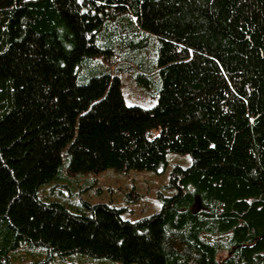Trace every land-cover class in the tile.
Wrapping results in <instances>:
<instances>
[{"label": "trees", "instance_id": "obj_1", "mask_svg": "<svg viewBox=\"0 0 264 264\" xmlns=\"http://www.w3.org/2000/svg\"><path fill=\"white\" fill-rule=\"evenodd\" d=\"M150 37L153 108L128 106L110 72L79 81L100 54L140 66ZM169 152L192 164L174 166L176 192L137 221L39 196L62 170H157ZM45 253L264 264V0H0V264Z\"/></svg>", "mask_w": 264, "mask_h": 264}, {"label": "rangeland", "instance_id": "obj_2", "mask_svg": "<svg viewBox=\"0 0 264 264\" xmlns=\"http://www.w3.org/2000/svg\"><path fill=\"white\" fill-rule=\"evenodd\" d=\"M138 49L141 50L138 55L141 61L140 66L116 70V66L112 67V63L104 57L106 54H100L85 61L79 74V81L84 82L90 77L110 72L113 77H119L124 100L128 106L153 108L157 103L160 88V80L154 67L157 55L155 38L150 37L146 44L144 43L143 47ZM138 72H145L148 75L150 79L148 87L139 83L136 78ZM152 134L157 135L158 130H153ZM64 164L66 165V162ZM191 164L190 154L169 152L167 164L157 170L106 169L97 173L88 172L76 175L62 170L58 177L41 185L39 196L47 201H58L71 211L79 207L86 208L82 201L109 204L123 210V219L137 221L159 212L163 204L161 196L170 197L176 192L174 188L168 186L174 166L187 168ZM25 263L121 264L117 261L98 259L80 253L54 254V257H48L45 253L42 258L35 259L30 256L24 261L15 262V264Z\"/></svg>", "mask_w": 264, "mask_h": 264}, {"label": "water", "instance_id": "obj_3", "mask_svg": "<svg viewBox=\"0 0 264 264\" xmlns=\"http://www.w3.org/2000/svg\"><path fill=\"white\" fill-rule=\"evenodd\" d=\"M196 208H201V205L197 202V200L194 202V204L192 205V207H191V209H192V211L194 212V213H196L195 211H194V209H196Z\"/></svg>", "mask_w": 264, "mask_h": 264}]
</instances>
